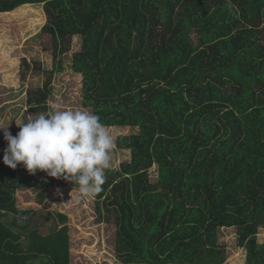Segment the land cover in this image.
Segmentation results:
<instances>
[{
	"label": "trees",
	"instance_id": "16d2710c",
	"mask_svg": "<svg viewBox=\"0 0 264 264\" xmlns=\"http://www.w3.org/2000/svg\"><path fill=\"white\" fill-rule=\"evenodd\" d=\"M37 6L54 68L29 109L46 110L60 57L80 36L71 68L84 107L107 127L138 130L117 139L111 155L131 160L106 170L95 194L99 219L114 216L117 260L225 264L219 240L233 228L246 264H264V0H0V16L19 22ZM39 172L0 162V264H71L68 216L17 205L21 189H78Z\"/></svg>",
	"mask_w": 264,
	"mask_h": 264
},
{
	"label": "rangeland",
	"instance_id": "374dc122",
	"mask_svg": "<svg viewBox=\"0 0 264 264\" xmlns=\"http://www.w3.org/2000/svg\"><path fill=\"white\" fill-rule=\"evenodd\" d=\"M39 15L45 16L44 22L31 30V22L37 16L28 14L19 22L9 21L0 16V121L15 120L20 122L24 116L35 114L28 105L30 93L42 88L49 79L48 72L54 68L52 38L43 33L47 16L43 6L35 7ZM83 40L80 36L72 38L67 54L60 57L63 70L54 73L51 82V96L46 110L52 105L65 109L88 110L83 104V77L72 68V56L80 52ZM29 66V67H27ZM92 112V111H91ZM13 136L19 131L12 121L8 129ZM116 141L120 136H128L138 132L137 129L107 127ZM3 134L0 133V162L6 148ZM131 160L129 151H118L111 155V167L108 170H120L122 164ZM20 172L29 173L21 164ZM34 175L44 179V175L36 171ZM151 180L157 181V166L150 170ZM44 192L43 204H38V195ZM17 205L21 210H31L39 214L42 211L60 212L68 216L71 237V264H122L114 253L116 226L114 216L105 213L102 221L98 217L95 194L83 196L76 188L39 187L35 190H18ZM103 211V207L101 206ZM258 242L264 243V229L259 230ZM219 243L226 248L225 264H246L247 252L237 245V234L233 228L223 229Z\"/></svg>",
	"mask_w": 264,
	"mask_h": 264
},
{
	"label": "clouds",
	"instance_id": "9594fccd",
	"mask_svg": "<svg viewBox=\"0 0 264 264\" xmlns=\"http://www.w3.org/2000/svg\"><path fill=\"white\" fill-rule=\"evenodd\" d=\"M14 121L19 131L8 130ZM6 142L2 162L11 169L21 164L30 174L72 181L83 196L102 191L111 167L115 138L95 112L50 106L47 112L0 121Z\"/></svg>",
	"mask_w": 264,
	"mask_h": 264
}]
</instances>
